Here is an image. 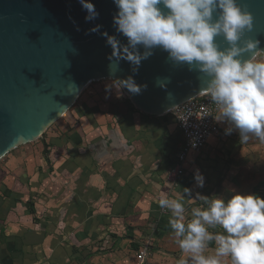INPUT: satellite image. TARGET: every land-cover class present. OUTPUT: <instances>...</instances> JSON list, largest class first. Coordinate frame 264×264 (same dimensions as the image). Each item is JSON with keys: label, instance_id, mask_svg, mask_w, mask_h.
Returning <instances> with one entry per match:
<instances>
[{"label": "crops", "instance_id": "1", "mask_svg": "<svg viewBox=\"0 0 264 264\" xmlns=\"http://www.w3.org/2000/svg\"><path fill=\"white\" fill-rule=\"evenodd\" d=\"M128 99L113 81L94 82L45 144L18 148L0 160V222L8 216L16 222L8 231L16 235L20 227L26 236V243H11L12 255L0 243V264H45L55 257L58 264H138L143 247L153 254L151 261L178 263L187 253L176 242L171 212L159 200H181L187 222L192 208L207 207L197 194L226 201L242 195L231 180L236 164L250 162L258 151L254 134L241 140L239 130L221 117L219 134L202 152L189 155L184 175L171 189L166 177L184 143L175 116L163 128ZM21 198L37 202V219L29 211L24 213L30 217L24 216ZM15 202L17 208H8Z\"/></svg>", "mask_w": 264, "mask_h": 264}, {"label": "clouds", "instance_id": "2", "mask_svg": "<svg viewBox=\"0 0 264 264\" xmlns=\"http://www.w3.org/2000/svg\"><path fill=\"white\" fill-rule=\"evenodd\" d=\"M80 2L89 13L86 20L99 16L94 4L88 0ZM113 2L118 8L114 25L128 38V45L122 46L116 37L104 34L113 48V58L125 59L138 68L142 60L153 54V49L162 48L174 64H187L190 70L207 77L205 91L219 108L217 121H230L243 141L249 139V134L264 141V60L257 59L264 49L259 40H243L245 31L251 32L254 27L251 12L237 0ZM218 36H223L231 47L220 50ZM139 45L145 49L143 54ZM244 53L252 55L245 59ZM118 83L133 94L141 92L132 76ZM195 179L200 187L204 186L201 174ZM185 194H190V189L185 188ZM197 198L207 207L192 208V219L187 222L181 200H159V206L171 212L169 223L176 242L189 255L191 264H264V198L255 194H236L227 202L199 194ZM217 226L223 231H209ZM213 241L215 248L210 249ZM180 264L186 262L181 259Z\"/></svg>", "mask_w": 264, "mask_h": 264}, {"label": "water", "instance_id": "3", "mask_svg": "<svg viewBox=\"0 0 264 264\" xmlns=\"http://www.w3.org/2000/svg\"><path fill=\"white\" fill-rule=\"evenodd\" d=\"M88 2L99 13L93 20L85 19L89 13L80 0H0V160L42 138L94 82L132 76L141 92L123 90L150 117L171 113L205 92L207 77L187 64H174L160 47L138 68L113 58L105 33L128 45L114 25L118 8L113 0ZM237 2L254 17L253 30H246L243 40H259L264 49V0ZM216 42L220 50L231 47L223 36ZM138 49L145 51L142 45Z\"/></svg>", "mask_w": 264, "mask_h": 264}, {"label": "rangeland", "instance_id": "4", "mask_svg": "<svg viewBox=\"0 0 264 264\" xmlns=\"http://www.w3.org/2000/svg\"><path fill=\"white\" fill-rule=\"evenodd\" d=\"M258 60H264V56L263 55H260L257 57ZM112 81V80H110ZM114 85H116L120 90H123L122 86L118 84V82L116 81H113ZM126 95V94H125ZM127 96V95H126ZM128 98V96H127ZM128 101H130L128 99ZM73 107H75L74 105L68 110V113L66 115H68L69 113L72 112V110L74 109ZM156 120L159 124L162 125V127L164 128V126L166 125V123H172L173 120H174V117L172 115V113H168L166 115H163V116H160V117H156ZM63 121V119H59L58 121H56L47 131L46 133L42 136V138H40L39 140L33 142V143H30V144H27L26 146H21V148L19 147L20 150H23V151H27L29 150L30 147L32 148H36L38 145L40 144H45L46 140L48 139V135L50 134V132L52 130H54L55 127H57L61 122ZM163 136H166V135H163ZM18 149V148H17ZM27 149V150H25ZM39 151V149H38ZM11 153V152H10ZM250 155H252L251 157V161L250 162H247L245 164V161H241V165L240 163L239 164H236V168H235V172H234V175L232 176V182L233 184L236 183L237 188L240 189L242 192V195H245V193L247 195L249 194H255V195H258L259 197L263 198L264 196L261 195L263 194V192L261 193H255V190L258 188V187H262L264 186V141H261L260 140V143L258 145V151L257 152H252ZM245 160V159H244ZM240 161V160H239ZM1 163V162H0ZM169 187L171 189H174L175 187H171L169 185ZM262 189V188H261ZM221 193V192H220ZM227 193V196L228 194L230 193V191L226 192ZM233 193V192H231ZM230 196V195H229ZM263 196V197H262ZM233 197V196H232ZM227 199V198H226ZM225 199V201H226ZM231 199V198H230ZM228 199V200H230ZM17 200V199H16ZM227 200V201H228ZM20 201V202H19ZM18 203L23 207V212L22 213H26V211H29V214H31V207H34V204H35V200H33L32 202V198H25V199H19ZM226 201V202H227ZM37 203V202H36ZM17 204V202L13 203L11 206H8V208H17L15 205ZM30 204V205H29ZM20 209V207H19ZM21 210V211H22ZM20 211V213H21ZM21 213V214H22ZM24 213V216H27V217H30L28 216V213L25 214ZM35 216L33 217V219H37V212H35ZM22 216V217H24ZM21 217V218H22ZM40 217V216H39ZM32 218V217H31ZM12 219V218H11ZM25 220V217L24 219ZM9 223H14L16 224V222L14 221H10L8 216L7 218H5V220H3L2 222H0V236L2 235V239L0 240V243L1 244H5L7 245V249L8 251L11 250L12 251V244L11 243H14L16 239H19L20 242L19 243H26V236H25V233H24V230H21L20 227H18V232L17 234L15 235V233L11 232V231H8V230H11L12 228L9 226ZM8 225V227H7ZM217 227H215L214 229H216ZM20 229V230H19ZM213 228H209L210 232ZM220 232H222L223 230L221 228H217ZM60 235V234H59ZM25 236V237H24ZM16 243V242H15ZM10 244V245H9ZM14 246V245H13ZM17 248V247H16ZM215 247L213 248H210V249H214ZM72 251H74V249H72ZM150 251H148L147 249V257L145 259V263L144 264H180V261H178V263H171L170 260L168 259H165L164 261H161L162 263H160L159 259L157 260H154L152 259V261L150 260L151 259V256L153 254H149ZM13 251L11 252V255H12ZM22 256L24 257V249H22V252H21ZM20 257V256H18ZM19 259V258H18ZM58 258H54L52 260V262H47L45 261V264H58ZM184 261L186 262V264H191V260H190V257L188 254H186V257L184 258ZM3 264H14L13 262L10 263V261H3L2 262ZM21 264H25L23 261ZM36 264V263H35Z\"/></svg>", "mask_w": 264, "mask_h": 264}, {"label": "built area", "instance_id": "5", "mask_svg": "<svg viewBox=\"0 0 264 264\" xmlns=\"http://www.w3.org/2000/svg\"><path fill=\"white\" fill-rule=\"evenodd\" d=\"M171 113L175 116L177 129L184 140L182 149L177 153L175 163L166 177L167 183L176 187L184 175V166L189 155L202 152L210 139L219 134L216 118L220 112L205 91L176 106ZM146 257L147 248L143 247L136 256L138 264H144Z\"/></svg>", "mask_w": 264, "mask_h": 264}, {"label": "trees", "instance_id": "6", "mask_svg": "<svg viewBox=\"0 0 264 264\" xmlns=\"http://www.w3.org/2000/svg\"><path fill=\"white\" fill-rule=\"evenodd\" d=\"M261 188H262V189H261ZM260 192H261V193L263 192V194H261V195L264 196V186H262V187H258V188L255 190V193H260ZM263 196H262V197H263ZM263 198H264V197H263ZM29 205H30V204H29ZM32 209H33V210H32ZM31 210H32V211H31V214L34 216V214H35V213H34V211H35V210H34V207H31ZM217 228H218V227H217ZM217 228H216V229L213 228V229L211 230V232H213V233H215V232H220ZM213 247H215V242H214V241H213V242H210V248H213Z\"/></svg>", "mask_w": 264, "mask_h": 264}]
</instances>
